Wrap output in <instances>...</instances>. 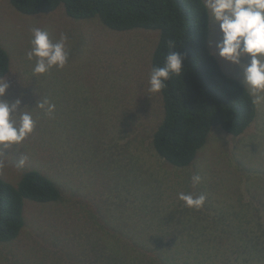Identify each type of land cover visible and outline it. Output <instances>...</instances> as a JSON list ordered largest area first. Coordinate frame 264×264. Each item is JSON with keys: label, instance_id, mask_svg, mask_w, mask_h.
Here are the masks:
<instances>
[{"label": "rangeland", "instance_id": "1", "mask_svg": "<svg viewBox=\"0 0 264 264\" xmlns=\"http://www.w3.org/2000/svg\"><path fill=\"white\" fill-rule=\"evenodd\" d=\"M33 27L49 31L54 42L62 33L69 37L63 69L33 76L34 61L26 58ZM158 35L115 32L97 18L74 20L62 5L27 16L0 0V47L9 57L4 78L10 85L0 99H21L36 121L21 145L0 154V178L15 183L35 169L62 198L24 201L25 226L15 240L0 243V264H104L128 254L133 263L139 246L151 250L160 243L166 249L154 254L165 252L168 264H264L262 255L233 254L250 243L251 232H264V101L255 103L256 119L241 136L213 127L188 167L166 163L151 145L163 117L160 92L148 91ZM220 36L209 20L211 53ZM213 56L226 75L242 81L239 65ZM45 98L56 106L51 116L36 107ZM21 153L27 156L23 167ZM194 174L202 177L195 186ZM181 192L206 200L189 208L179 200ZM229 214L238 222L226 226Z\"/></svg>", "mask_w": 264, "mask_h": 264}, {"label": "trees", "instance_id": "2", "mask_svg": "<svg viewBox=\"0 0 264 264\" xmlns=\"http://www.w3.org/2000/svg\"><path fill=\"white\" fill-rule=\"evenodd\" d=\"M9 3L18 13L27 16L49 14L62 5L69 18H97L115 32L158 31L151 69L163 66L169 41L176 45L174 51L186 54L181 74L172 75L166 82L167 87L160 92L163 117L151 141L158 157L174 167H188L192 163L213 127L238 137L256 119L257 107L246 86L239 79L226 75L216 58L210 55L207 44L209 19L204 0H9ZM8 71L9 57L0 47V78ZM61 199L58 186L35 169L24 172L15 183L0 178V243L15 240L25 226V200L48 204ZM255 210L252 206V211ZM181 216L184 215L181 213ZM236 218V214H229L226 226L238 222ZM247 237L246 241L250 243L233 253L236 258L246 253L264 256L261 228ZM259 237H263L262 241ZM139 248L132 264L136 261L137 264H151L159 260L168 264V258L162 259L165 252L159 256L154 254L158 249H166L165 244L153 248L148 244L151 250ZM111 257L106 258L104 264H131L129 254L128 258H125L127 255ZM199 261L208 264L201 259L195 263L184 260L187 264H198ZM213 261L209 264H215Z\"/></svg>", "mask_w": 264, "mask_h": 264}, {"label": "clouds", "instance_id": "3", "mask_svg": "<svg viewBox=\"0 0 264 264\" xmlns=\"http://www.w3.org/2000/svg\"><path fill=\"white\" fill-rule=\"evenodd\" d=\"M204 8L208 19L218 25L220 39L215 45L216 52L223 60L239 65L242 70V85L247 86L254 97L253 103L264 101V0H204ZM29 50L26 58L34 61L33 76L47 73L53 67L63 69L69 61V37L61 34L55 42L49 31L39 27L31 28ZM169 52L165 56L163 66H154L148 79V91L159 93L167 87L166 82L172 75L179 76L183 69L186 54L174 51L176 45L168 42ZM247 57L248 62L242 63L241 58ZM8 81L0 78V98L7 94ZM21 99L13 101L0 99V154L10 146L21 145L34 131V120L26 105L21 107ZM39 109L51 116L55 104L48 99L37 102ZM27 156L21 153L18 166L23 167ZM200 174L191 176L193 186L201 183ZM179 200L189 208L199 209L203 206L206 196L181 192Z\"/></svg>", "mask_w": 264, "mask_h": 264}]
</instances>
